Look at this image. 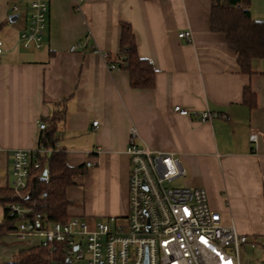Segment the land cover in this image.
<instances>
[{"label":"crops","instance_id":"0c3cea01","mask_svg":"<svg viewBox=\"0 0 264 264\" xmlns=\"http://www.w3.org/2000/svg\"><path fill=\"white\" fill-rule=\"evenodd\" d=\"M212 1L82 0L78 6L75 0H48L43 44L25 49L20 36L29 23V2L0 0V146L36 148L40 123L64 108L58 149L67 152L71 166L86 168L67 190L70 213L125 215L126 148L135 126L139 143L174 152L186 186L204 188L225 224L257 243L264 235V58L252 61L251 73L240 70L236 46L211 29ZM238 1L264 20V0ZM120 21L131 23L139 54L156 68L152 89L133 88L127 70L109 67L104 54L114 58L118 52ZM186 29L191 40L178 37ZM77 42L86 45L71 51ZM246 87L253 105L244 97ZM177 104L217 115L202 121L176 113ZM11 236L0 242L5 259L29 245Z\"/></svg>","mask_w":264,"mask_h":264},{"label":"built area","instance_id":"2783aa9c","mask_svg":"<svg viewBox=\"0 0 264 264\" xmlns=\"http://www.w3.org/2000/svg\"><path fill=\"white\" fill-rule=\"evenodd\" d=\"M27 1L31 12L21 32L22 46L40 48L47 29L48 0ZM81 1L75 0L78 6ZM237 5L244 6L241 2ZM13 10L18 12L20 7L14 5ZM178 37L191 40L192 31L181 30ZM85 45L77 42L70 50ZM2 46L0 40V53ZM109 67L116 69L118 65L112 63ZM174 111L198 116L202 121L217 115L209 110L197 113L178 104ZM93 123L97 126L99 121ZM45 128L46 123L41 122L40 129ZM138 137L137 128L132 126L126 148L130 157L127 214L109 215L94 222L81 216L65 222L50 221L42 213L29 216V207L12 203L9 214L19 219L14 238L48 249L55 255L52 264H260L242 256L243 247L247 243L254 247L256 242L239 233L234 225L225 224L222 213L210 207L204 188L174 182L177 179L180 183L186 175L175 153L152 149L139 143ZM251 140H257L256 133L251 134ZM56 149L58 145L55 149L39 144L34 149L14 150L0 146V178L16 190L25 188L31 168L40 167L38 158Z\"/></svg>","mask_w":264,"mask_h":264},{"label":"trees","instance_id":"16d2710c","mask_svg":"<svg viewBox=\"0 0 264 264\" xmlns=\"http://www.w3.org/2000/svg\"><path fill=\"white\" fill-rule=\"evenodd\" d=\"M238 2L213 0L211 29L222 32L228 41L236 46L240 70L251 73L252 61L264 58V20L254 19L249 9L246 6H238ZM120 29L118 52L114 58L111 53H106V60L109 64L116 63L118 68L128 71L129 82L133 88H154L156 68L150 59L139 54L131 23L120 21ZM244 97L250 105L255 103L254 93L249 87L244 89ZM64 112L65 109L62 108L50 118H44L46 128L43 129L39 144L55 149L59 141L57 126ZM38 160L40 167L31 168L25 188L16 190L9 183L0 184V206L3 207L0 242L10 237L17 227L19 219L9 214V206L12 203L29 207V216L42 213L50 221L65 222L73 216L69 210L72 201L67 196V190L76 183L77 176L85 173V165L71 166L67 152L62 149L54 150L49 156L41 155ZM54 259L55 255L42 245H26L19 247L11 258L0 261V264H52Z\"/></svg>","mask_w":264,"mask_h":264},{"label":"rangeland","instance_id":"374dc122","mask_svg":"<svg viewBox=\"0 0 264 264\" xmlns=\"http://www.w3.org/2000/svg\"><path fill=\"white\" fill-rule=\"evenodd\" d=\"M11 176V174H10ZM11 180H13V176L10 177ZM175 183L177 184H182V185H186V176H184L182 179H181V182L178 183L177 182V179L174 180ZM3 214V207L0 206V215ZM119 216H121V214H117ZM1 217L0 216V220H1ZM83 218V217H82ZM86 220L88 221H91V222H94L95 220H102L103 217L101 216H97V217H89V216H85ZM11 238H13L12 236H10ZM257 243H256V247H251L249 245H245L243 247V251H242V256L243 257H249V258H252L253 260H255L256 262H259L260 264H264V235H260L257 237ZM10 242V241H9ZM16 241H12L9 243L10 247H14L16 246ZM0 253V261H4L5 260V256L2 255Z\"/></svg>","mask_w":264,"mask_h":264},{"label":"water","instance_id":"95a60500","mask_svg":"<svg viewBox=\"0 0 264 264\" xmlns=\"http://www.w3.org/2000/svg\"><path fill=\"white\" fill-rule=\"evenodd\" d=\"M17 17H18V14H14V15H11L9 19L11 21H14Z\"/></svg>","mask_w":264,"mask_h":264}]
</instances>
